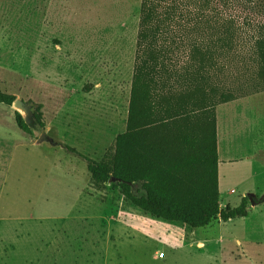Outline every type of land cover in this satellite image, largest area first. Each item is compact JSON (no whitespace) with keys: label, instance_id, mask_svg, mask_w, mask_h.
Instances as JSON below:
<instances>
[{"label":"rangeland","instance_id":"374dc122","mask_svg":"<svg viewBox=\"0 0 264 264\" xmlns=\"http://www.w3.org/2000/svg\"><path fill=\"white\" fill-rule=\"evenodd\" d=\"M141 3L0 0V92L24 99L29 96L35 104H44L46 119L55 127L51 137L72 144L71 148L95 162H108L116 137L126 131ZM212 8L216 10L212 15H221L241 29L234 49L242 58L220 61L237 74L236 68L252 65L248 55L257 27L264 23V0H213ZM198 21L196 40L201 45L212 41L213 45L217 39L214 30L223 22L216 17ZM177 23L188 22L179 17ZM185 29L179 28L178 35L183 36ZM32 53L64 62L70 70L66 68L62 74L51 67L31 71ZM179 55L182 66L185 60ZM67 70L83 74L82 92L89 95L90 115L95 112L97 119L86 124L82 120L81 134L67 137L65 143V111L60 103L67 96ZM253 99L241 98L217 108L221 150L223 118L231 107L252 110L257 115L254 124L262 120L264 126V112H255ZM81 100L72 97L74 104ZM79 110L86 114V104ZM261 135L264 140V130ZM0 141L4 142L0 143V264H264V257L234 260L225 252L213 258L193 247L184 249L189 244L183 241L216 236L221 222H213L209 230L193 231L137 209L110 184L98 189L83 160L60 148L32 146L31 136L18 128L12 108L5 105H0ZM236 144L239 153L251 146L249 140ZM257 156L264 160V149ZM235 200L228 207H237ZM254 209L247 218L227 223L224 232L246 241L258 235L256 230L264 231L254 221L264 220V205ZM260 236L264 246V234Z\"/></svg>","mask_w":264,"mask_h":264},{"label":"trees","instance_id":"16d2710c","mask_svg":"<svg viewBox=\"0 0 264 264\" xmlns=\"http://www.w3.org/2000/svg\"><path fill=\"white\" fill-rule=\"evenodd\" d=\"M212 6L213 0H142L126 131L116 137L108 162H95L64 145L87 164L95 187L110 184L137 209L193 231L217 220L247 218L252 207L264 205L262 193L243 197L236 208L220 207L216 111L253 97L255 109L264 112V23L251 40L252 65L232 74L220 61L242 58L234 49L241 29L212 15ZM179 17L188 23L178 24ZM214 17L223 22L214 30L217 39L201 45L195 37L198 19ZM179 28H186L183 36ZM16 99L0 92V105L12 108ZM26 104L34 126L45 130L42 105ZM15 117L18 128L34 137L16 112ZM256 160L264 167L260 156Z\"/></svg>","mask_w":264,"mask_h":264},{"label":"crops","instance_id":"0c3cea01","mask_svg":"<svg viewBox=\"0 0 264 264\" xmlns=\"http://www.w3.org/2000/svg\"><path fill=\"white\" fill-rule=\"evenodd\" d=\"M30 62H31V71L35 68H48L51 67V70H55L59 73H63L64 69L70 70L69 66L64 62H54L51 58H45L43 55L30 54ZM69 73V80H66L65 83L68 85L65 87L67 90L64 93L67 94L64 101H62L61 107H64L63 121L66 124V129L63 132V137L65 143H67V137H72L75 134H81L80 125L86 123H94L97 119V115L95 112L93 115L91 114V106L92 103L88 101L90 98L84 91L82 92L81 85V76L83 75L79 71L75 70V73ZM79 83V88H76V85ZM80 91V92H79ZM79 96L82 100L78 104H74L72 102V97ZM17 99L23 101L24 103H28L32 101L36 103L33 99H30L28 96L26 99L15 96ZM86 104L87 113L83 114L80 108ZM42 105V113H43V121L45 123L46 129L49 130V134L51 130H54V125L52 121H48L46 119V106ZM13 110V108H12ZM263 113L261 110H255ZM14 116H15V111ZM56 116V114H54ZM254 112L250 109L236 106L231 107L228 110L226 117H224V126L222 130L224 132V147L223 150L220 149V142L218 136V127H217V151H218V186H219V200L220 207L225 209L229 206L231 202H233L236 198V205L239 206L241 199L243 197L248 196L249 194H262L264 193V167L256 160L257 155L262 152L264 149V140L262 138V132L264 130V126H262V120L258 121V124H254L253 120L255 118ZM83 122L81 123V121ZM16 122V117H15ZM60 130L57 129V132ZM62 134V133H60ZM249 140L251 142L250 148L244 152L239 153L238 150L235 149V145L237 141L243 143L244 141ZM58 141V140H57ZM0 143H4L0 141ZM31 145L37 146V140L35 136H31ZM64 145V144H63ZM69 147L72 144H65ZM250 145V144H249ZM47 146H42L40 148H46ZM49 149L51 147H48ZM54 149V148H53ZM223 158V160H222ZM256 206L252 207L253 212ZM236 208V206H235ZM220 221V220H219ZM233 221V220H232ZM255 227H258L262 230L264 220H259L257 218L254 219ZM221 222V221H220ZM231 222V221H229ZM228 222V224H229ZM221 231L216 236H207L206 238H195L191 239L190 242L183 241L184 244H189L186 248H195L198 252L203 254L211 255L213 258H216L219 255H224L227 253L228 257H231L234 260H239L241 258H249L253 256L255 259L263 260L264 252L255 251L251 252L249 248H255L264 250V246H262L260 239V233L264 234V231H255L254 234H258L257 236H252L248 238L246 241L234 239L233 234L225 233V225L227 223L221 222ZM224 225V226H223ZM211 226V225H210ZM210 226L204 228L203 230H209ZM247 232V230H246ZM233 233V232H232ZM258 246V247H257ZM236 254H235V253ZM237 258V259H236ZM225 264V263H223ZM262 264V262L258 263Z\"/></svg>","mask_w":264,"mask_h":264},{"label":"water","instance_id":"95a60500","mask_svg":"<svg viewBox=\"0 0 264 264\" xmlns=\"http://www.w3.org/2000/svg\"><path fill=\"white\" fill-rule=\"evenodd\" d=\"M12 108L16 113H18L22 117L26 125H28L31 128L37 140L38 146L40 147L47 146V147H51L55 149L60 148L64 150V145L60 143L59 141H57L56 139H54L53 137H51L49 135L48 129L41 130V129H37V127L34 126L33 121H32L33 114H32V110L30 106H28L23 101L16 99V101L12 105Z\"/></svg>","mask_w":264,"mask_h":264},{"label":"built area","instance_id":"2783aa9c","mask_svg":"<svg viewBox=\"0 0 264 264\" xmlns=\"http://www.w3.org/2000/svg\"><path fill=\"white\" fill-rule=\"evenodd\" d=\"M159 257H160V258H163V257H164V254H161Z\"/></svg>","mask_w":264,"mask_h":264}]
</instances>
